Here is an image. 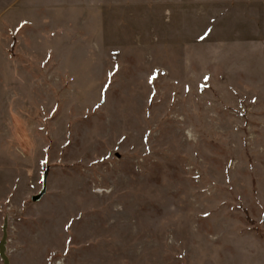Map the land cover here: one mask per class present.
Listing matches in <instances>:
<instances>
[{"label":"rangeland","instance_id":"374dc122","mask_svg":"<svg viewBox=\"0 0 264 264\" xmlns=\"http://www.w3.org/2000/svg\"><path fill=\"white\" fill-rule=\"evenodd\" d=\"M5 217L10 264H264V0H0Z\"/></svg>","mask_w":264,"mask_h":264},{"label":"water","instance_id":"95a60500","mask_svg":"<svg viewBox=\"0 0 264 264\" xmlns=\"http://www.w3.org/2000/svg\"><path fill=\"white\" fill-rule=\"evenodd\" d=\"M47 176H48V169H46L43 173L42 177V186L40 191L31 197L32 201H38L41 197L46 193L47 189ZM8 219L7 217L3 220L2 225V233L0 238V259L2 264H10V260L7 254V241H8Z\"/></svg>","mask_w":264,"mask_h":264}]
</instances>
